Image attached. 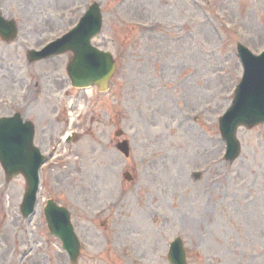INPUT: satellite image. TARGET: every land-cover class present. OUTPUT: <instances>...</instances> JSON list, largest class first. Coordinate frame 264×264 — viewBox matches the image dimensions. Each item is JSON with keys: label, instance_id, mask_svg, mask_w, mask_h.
Masks as SVG:
<instances>
[{"label": "rangeland", "instance_id": "obj_1", "mask_svg": "<svg viewBox=\"0 0 264 264\" xmlns=\"http://www.w3.org/2000/svg\"><path fill=\"white\" fill-rule=\"evenodd\" d=\"M93 1L0 0L22 32L0 39V117L32 121L41 152L58 146L32 216L21 211L25 177L7 178L0 163V264H17L26 240L27 264H71L48 228V199L72 213L78 264H170L177 236L189 264H264V124L239 129L232 161L218 125L243 73L237 45L264 47V0H96L103 25L93 44L118 68L108 91L88 93L71 85L68 54L30 66L26 49L70 29ZM66 117L75 138L59 143Z\"/></svg>", "mask_w": 264, "mask_h": 264}, {"label": "water", "instance_id": "obj_2", "mask_svg": "<svg viewBox=\"0 0 264 264\" xmlns=\"http://www.w3.org/2000/svg\"><path fill=\"white\" fill-rule=\"evenodd\" d=\"M100 25L101 21L99 13L96 12V16L89 13L82 20L80 26L66 36L65 39L57 44V47L54 49L55 52L72 49L76 53V56L72 58L70 63V74L74 77L75 85H81L77 82V79L79 75L85 73V70L91 72L87 68L92 56V46L89 40L92 35L96 34L99 30ZM12 29L14 30V27H12ZM92 60L96 65H99V57L94 56ZM110 62L112 67L106 66V64H101L94 68H101L102 79L104 81L101 86L102 88L107 84V81L114 70V63L112 60H110ZM249 67L250 66L248 65V68ZM227 118L230 119V123L226 124L225 122L222 130H224V135L228 137L229 141H233V143L234 134L238 125L245 124L248 127H252L253 125L264 121V65L261 66V64H256V68L248 70V79L240 87L239 97H237L236 102L230 109L226 119ZM18 120L19 119H13L5 121V123H0V144L3 147V154L6 156L3 164L11 175L17 174L20 170L25 171L27 174L28 189L29 192H31L28 196V199H30V196L33 195L32 188L35 184V172L33 169L38 164L40 158L39 155L35 153V149L32 148L33 128L31 131H25V126L19 128L17 124L19 122ZM14 148L23 153L25 159L19 160L15 163V167L9 168L8 165L10 163L7 159L13 158L12 152L14 151ZM122 148L127 150L126 145ZM9 155L11 156L7 158ZM48 211V220L52 230L56 231V227H60L67 238L71 228L66 214L62 210L56 209L53 206H50ZM179 254L180 260L182 261V264H184V250L181 249Z\"/></svg>", "mask_w": 264, "mask_h": 264}, {"label": "bare ground", "instance_id": "obj_3", "mask_svg": "<svg viewBox=\"0 0 264 264\" xmlns=\"http://www.w3.org/2000/svg\"><path fill=\"white\" fill-rule=\"evenodd\" d=\"M92 91H93L92 89H89L87 92H88V93H92Z\"/></svg>", "mask_w": 264, "mask_h": 264}]
</instances>
